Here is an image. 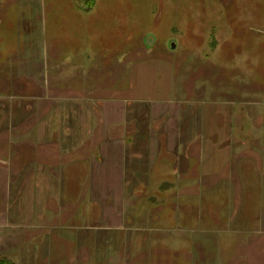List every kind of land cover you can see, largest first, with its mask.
Returning <instances> with one entry per match:
<instances>
[{
  "label": "rangeland",
  "instance_id": "rangeland-1",
  "mask_svg": "<svg viewBox=\"0 0 264 264\" xmlns=\"http://www.w3.org/2000/svg\"><path fill=\"white\" fill-rule=\"evenodd\" d=\"M3 2L0 0V6L5 5L9 10L6 26L10 32L0 35L4 42L0 51L3 58L0 99L21 95L23 86L21 89L18 86L24 83L28 96H43L52 89L51 80L58 88L60 84L67 85L65 78L70 83L73 77L85 79L87 75L90 82L74 83L88 84L89 91H99L100 100L112 97L114 90L116 99H129V106L132 99H153L165 108L180 106L182 98H195L197 91H205L208 103L217 99L214 97H223L225 73L231 78L232 88L255 84L257 78L264 84V0ZM17 25L24 27L22 34L12 32ZM17 53L25 60L13 59ZM128 88L131 90L126 95ZM168 100L176 102L170 104ZM190 100L195 99H186ZM218 105L222 106L219 123L223 126V111L230 103L218 99ZM250 123H254L252 117ZM26 125L25 129L31 128L30 124ZM254 126L246 136L264 137L262 130ZM1 142L0 138V151ZM254 143L237 146L239 156L243 155V160L237 162L239 169L263 168L260 152L264 145ZM222 150L218 149V153ZM235 165L228 170H237ZM173 190L169 187L153 195L140 192L135 197L139 203L135 208L132 195L107 193L106 197L103 195L106 206L103 223H92L84 208L58 211L46 226L30 228L25 256L17 263L16 259L11 261L15 264H226V250L231 243H225L228 227L224 222L231 220L232 214V221L244 216L247 223L260 207L252 204L246 214L239 209H226V195H204L206 208L201 210L204 220L200 223L198 195L186 190L181 199L182 208L178 209L177 193ZM83 196L81 201L86 203L88 195ZM246 196L247 203L255 202V194L252 198ZM210 199L214 202L211 212L216 216V221L211 222L213 226L207 224L213 217L206 216ZM259 205L264 208L263 203ZM101 220L98 217L96 221ZM80 224L83 225L77 227ZM34 234L42 236L39 242L42 256L29 254L30 250H37V243L31 240ZM219 249L224 252H218ZM210 250L213 255L207 257ZM246 260L233 259L231 264H246ZM256 261L251 257L248 264L264 263V252L256 256Z\"/></svg>",
  "mask_w": 264,
  "mask_h": 264
},
{
  "label": "crops",
  "instance_id": "crops-1",
  "mask_svg": "<svg viewBox=\"0 0 264 264\" xmlns=\"http://www.w3.org/2000/svg\"><path fill=\"white\" fill-rule=\"evenodd\" d=\"M8 15L7 6L1 5L0 35L10 32L6 26ZM23 31V26L12 28L16 34ZM3 43L0 36V51ZM16 56L12 57L16 61L25 60L18 53ZM213 73L216 76L217 67ZM227 76L225 73L223 97H214L217 99L208 103L205 91H197L195 98H182L180 106L172 108L160 107L159 101L153 99H132L129 106V99H116L114 90L112 97L100 100L99 91H89L88 84L74 83L90 82L89 75L85 79L73 77L70 83L65 78L67 85L60 84L58 88L51 80L52 89L43 96H28L24 83L18 86L19 89L23 86L21 95L1 97L0 258L16 259L17 263L26 254L30 228L46 226L58 211L84 208L92 223H103L107 193L132 195L135 208L139 204L135 200L138 193L153 195L170 187L177 193L178 209L182 208L186 190L198 195L200 223L204 220L201 210L206 208L204 195H226V209L232 211L239 209L247 214L248 206L260 207L252 218L256 222L246 223L244 216L232 221V214L231 220L224 222L228 227L225 243H231L226 250V264L233 259H247L248 264L251 257L257 262L256 256L264 252V208L259 205L264 204V150L260 152L263 168L247 171L237 165L243 160L237 146L247 147L254 141L255 145H264V137L246 136L249 129H255V124L264 135V84L257 78L255 84L232 88ZM24 78L30 80L26 75ZM218 99L230 103L223 111V126L219 123L222 106L218 105ZM151 102L154 105H145ZM175 102L168 100L170 104ZM26 124L31 128L25 129ZM220 148L223 150L218 153ZM232 164H236L237 170H228ZM83 194L88 195L86 203L81 201ZM254 194L255 202L247 203L246 195L252 198ZM212 201H208L210 210L206 215L214 219L206 221L209 226L216 221L211 212ZM122 202L124 205L123 199ZM98 217L102 220L96 221ZM112 217L120 219L115 214ZM41 237L31 236L37 243V250L29 251L32 257L42 256ZM212 255L211 250L210 256L206 253L207 257Z\"/></svg>",
  "mask_w": 264,
  "mask_h": 264
},
{
  "label": "trees",
  "instance_id": "trees-1",
  "mask_svg": "<svg viewBox=\"0 0 264 264\" xmlns=\"http://www.w3.org/2000/svg\"><path fill=\"white\" fill-rule=\"evenodd\" d=\"M0 264H15V263L7 258H0Z\"/></svg>",
  "mask_w": 264,
  "mask_h": 264
}]
</instances>
